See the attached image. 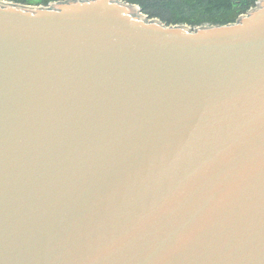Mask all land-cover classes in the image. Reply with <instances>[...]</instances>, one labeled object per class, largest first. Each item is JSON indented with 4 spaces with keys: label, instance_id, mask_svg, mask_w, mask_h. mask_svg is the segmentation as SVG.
Segmentation results:
<instances>
[{
    "label": "water",
    "instance_id": "95a60500",
    "mask_svg": "<svg viewBox=\"0 0 264 264\" xmlns=\"http://www.w3.org/2000/svg\"><path fill=\"white\" fill-rule=\"evenodd\" d=\"M0 264H264V0H0Z\"/></svg>",
    "mask_w": 264,
    "mask_h": 264
},
{
    "label": "trees",
    "instance_id": "16d2710c",
    "mask_svg": "<svg viewBox=\"0 0 264 264\" xmlns=\"http://www.w3.org/2000/svg\"><path fill=\"white\" fill-rule=\"evenodd\" d=\"M25 4H47L55 0H8ZM136 4L149 17L158 18L170 25L188 24L191 27L215 24H227L236 21L246 13L257 0H212L209 8L197 11L187 0H124ZM190 5V6H189ZM229 16L220 17L221 13ZM191 17V18H190Z\"/></svg>",
    "mask_w": 264,
    "mask_h": 264
},
{
    "label": "rangeland",
    "instance_id": "374dc122",
    "mask_svg": "<svg viewBox=\"0 0 264 264\" xmlns=\"http://www.w3.org/2000/svg\"><path fill=\"white\" fill-rule=\"evenodd\" d=\"M6 1H8V0H6ZM211 2H212V0H187L188 4H190L192 7L194 6L196 8L197 11H194V12H199V10H201V9L209 8L211 6ZM16 3H18V2H16ZM22 4H25V3H22ZM28 5H46V4H28ZM219 15H220V17H224V16H229V13L224 12V13H221ZM186 25H188V24H186Z\"/></svg>",
    "mask_w": 264,
    "mask_h": 264
}]
</instances>
